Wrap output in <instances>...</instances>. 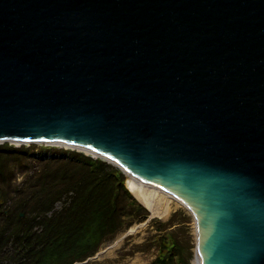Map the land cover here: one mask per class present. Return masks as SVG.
<instances>
[{
    "label": "water",
    "instance_id": "95a60500",
    "mask_svg": "<svg viewBox=\"0 0 264 264\" xmlns=\"http://www.w3.org/2000/svg\"><path fill=\"white\" fill-rule=\"evenodd\" d=\"M0 143L89 152L186 209L195 264H264V0H0Z\"/></svg>",
    "mask_w": 264,
    "mask_h": 264
},
{
    "label": "trees",
    "instance_id": "16d2710c",
    "mask_svg": "<svg viewBox=\"0 0 264 264\" xmlns=\"http://www.w3.org/2000/svg\"><path fill=\"white\" fill-rule=\"evenodd\" d=\"M69 154L73 157L40 158L36 171L15 182L14 195L6 197L5 205L11 199L19 209L18 220L4 223L0 237L16 234L21 241L14 244L12 259L0 256V264L2 259L6 260L5 264L83 261L147 212L143 213L147 208L130 196L123 183V173L114 165L100 158L93 160L89 156L80 158L75 153ZM0 157L9 163L8 168L0 163V185L7 188L13 165L23 163L24 152L16 147L2 148ZM6 188L0 190V197ZM57 203L61 205L59 210H56ZM27 208L31 220L20 216L21 210ZM26 239L31 240L30 244L25 243ZM78 247L80 253L70 254ZM92 262L86 264H106ZM156 262L165 264L161 258Z\"/></svg>",
    "mask_w": 264,
    "mask_h": 264
},
{
    "label": "rangeland",
    "instance_id": "374dc122",
    "mask_svg": "<svg viewBox=\"0 0 264 264\" xmlns=\"http://www.w3.org/2000/svg\"><path fill=\"white\" fill-rule=\"evenodd\" d=\"M0 144V151L2 148L7 149L11 147H16L18 149L23 150L24 152L23 163H15L13 165L14 178L13 176L12 178L9 177V181L7 182V188L3 185H0V190L6 188L2 192L0 197V228L6 222L18 220L16 212L19 211V209H17V207L10 202L11 199L8 202V206H6V197H12L14 195V190L16 189L15 182H21L25 175L29 174L30 172L36 171V169L39 167L38 163L41 162V157H47L46 159L62 156L73 157L69 153H75L80 158L89 156L88 158L91 157L93 160H96V158L99 159V157L85 153L82 150L72 148L69 149L67 147L59 145L50 146L45 144ZM36 154H41V157H37ZM0 163H2L3 166L8 168L7 165L9 163L7 164V162L1 157ZM104 170L107 171L108 168L105 167ZM123 175V183L125 186V180L127 176L124 173ZM129 194L132 198L136 199L132 195V193L129 192ZM28 204L29 206H31L32 201H29ZM56 205V210H59L61 208V205H59L58 203ZM144 209L146 208L144 207ZM144 212L146 213L143 215L142 219L134 221L129 226L131 227L134 224H139L134 232L130 233L129 235H127V237L120 240L118 236L123 233L127 228H129L127 227L123 231L118 233L116 236L113 235L110 240H107L101 245L99 250L109 245H113V247H109L110 249L108 248V250H112L113 248H115L113 254L110 257L107 255V250L102 254L104 255L103 257L97 258V260L93 262L89 261L88 263L92 262L106 264H160V262H156V259L161 258L164 260L165 264H195V235L193 219L192 216L186 211V209L178 203L176 207L172 208L167 218H163L158 214H153L157 216L148 218V216L150 215L149 211L146 209L145 211H143V213ZM20 213L23 214L22 219L31 220L29 208L25 209L24 211L21 210ZM50 214L51 213H49V215ZM116 239L119 243L117 246L114 245V243H116ZM20 241L21 240L19 239V236L16 234H12L10 236L8 235V237H0V256L7 260L12 259L13 246L15 243H18ZM30 242V239L25 240L26 244H30ZM88 244H92V241H89ZM73 251L74 252L70 254L80 253L81 249L80 247H78ZM5 259H2L3 264H5L6 262ZM6 264L12 263L9 262Z\"/></svg>",
    "mask_w": 264,
    "mask_h": 264
},
{
    "label": "bare ground",
    "instance_id": "6f19581e",
    "mask_svg": "<svg viewBox=\"0 0 264 264\" xmlns=\"http://www.w3.org/2000/svg\"><path fill=\"white\" fill-rule=\"evenodd\" d=\"M45 144V143H44ZM42 145V144H41ZM46 145H59V146H64L59 144H49L46 143ZM68 147V146H64ZM75 149V148H74ZM89 153V152H88ZM37 157H41V154H36ZM127 187L129 190L135 195V197L148 209L150 210V213L153 214H158L163 218H167L168 215L170 214V211L172 210L173 207H176L178 205V202L175 201L172 197H169L166 193L163 191L152 187V186H146L144 184L139 183L138 181L129 178L127 180ZM157 216V215H153ZM159 217V216H158ZM142 225V224H141ZM120 239V238H119ZM114 243L115 246H117L119 243L118 241H115ZM113 247V245H112ZM112 250L107 251V255L110 257L113 252Z\"/></svg>",
    "mask_w": 264,
    "mask_h": 264
}]
</instances>
